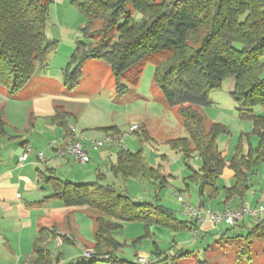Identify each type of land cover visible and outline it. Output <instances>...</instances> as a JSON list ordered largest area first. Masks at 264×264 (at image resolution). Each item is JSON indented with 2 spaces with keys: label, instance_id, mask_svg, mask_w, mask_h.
I'll return each instance as SVG.
<instances>
[{
  "label": "trees",
  "instance_id": "trees-1",
  "mask_svg": "<svg viewBox=\"0 0 264 264\" xmlns=\"http://www.w3.org/2000/svg\"><path fill=\"white\" fill-rule=\"evenodd\" d=\"M86 19L81 28L84 41H78L72 61L63 69L64 82L72 88L87 59L101 60L112 71L116 90L125 92L120 80H138L143 66L155 67V85L164 101L176 105L187 137H176L170 145L185 157L196 153L201 165L191 167L190 177L198 185L199 207L219 193L217 179L226 165L233 172V184L223 187L226 203L232 197L242 200L248 184L250 167L264 161V115L254 107L264 108V0H70ZM53 0H0V86L8 95L18 92L46 61L55 48L45 32L49 6ZM139 14L138 19L134 15ZM102 21L97 42L92 41L88 27ZM226 77L233 78L230 92L237 103V114L252 123V134L259 139L257 146L245 155L238 150L225 159L216 139L227 133L226 127L216 122L206 123L204 115L192 105L211 104L210 92L218 88ZM71 113L61 105L54 108L50 122L67 140H76L69 129ZM3 120L0 114V132ZM105 131L119 133L115 126ZM136 132V131H135ZM142 134L149 138L146 131ZM140 151L120 149L112 173L128 179L141 175L147 179L166 177L159 168L148 166ZM254 157V160L252 159ZM39 173L40 180L49 185V198L57 199L66 207H86L93 225V253L86 261L73 264H94L106 260L110 264H139L114 257L118 245L113 233L122 222H142L146 226L159 224L176 231H196L197 219L181 220L173 211L147 201L135 202L125 191L98 180L73 183L53 175ZM51 231L40 228L33 243L32 264H53L57 256L44 247ZM224 235H222V238ZM259 236L264 243V220L256 221L243 236L229 238L237 243L238 255L249 256L251 237ZM67 238L62 237V243ZM189 256L190 251L178 252L174 258ZM167 256V255H166ZM165 257V256H164ZM158 257L156 261H163ZM196 264H208L199 260Z\"/></svg>",
  "mask_w": 264,
  "mask_h": 264
},
{
  "label": "rangeland",
  "instance_id": "rangeland-1",
  "mask_svg": "<svg viewBox=\"0 0 264 264\" xmlns=\"http://www.w3.org/2000/svg\"><path fill=\"white\" fill-rule=\"evenodd\" d=\"M139 17V14L134 15L135 19ZM85 24L86 19L70 0H53L49 6L45 32L47 40L56 43L55 48L47 54L46 61L35 69L25 86L11 95L19 93L26 99H11L7 89L0 86V114L2 120H5V133L0 136V147L3 142L15 139V136L25 138L29 135L31 128L27 124L29 116L24 115L23 110L30 103H35L41 113L48 112L53 105L59 104L71 112L67 118L68 125L74 128V135L84 144L89 160L80 163L70 157L67 168L58 166L57 176L73 183H80L98 180L101 173L103 182L125 191L135 202L151 201L153 204H160L173 211L181 220L192 219L193 216L188 214L190 207L200 210L203 218H208L205 212L208 207L211 212L219 214L220 211H213L216 202L219 201L218 196L206 200L203 206H198V185L195 179L189 178L191 174L189 168L198 171L201 165L200 158L196 153L185 157L169 143L176 137H187V132L177 106L164 101L161 90L155 85L153 64L147 63L143 66L135 83L127 77L122 78L120 82L125 87V92L119 94L110 66L101 60L87 59L81 67L77 83L68 88L64 82L63 69L72 61L77 42L84 41L81 28ZM101 26L102 21L96 20L87 29L94 43L99 40ZM261 60L264 61V53ZM232 84H234L232 77H226L218 88L210 92L211 104L192 105L204 115L206 123L216 122L226 127L228 132L220 133L216 143L227 160L233 156L237 148L246 155L251 148L257 146L259 140L251 132V121L242 119L237 114V103L230 94ZM13 105H22L18 108L19 114L13 111ZM253 110L264 115L263 107L257 106ZM37 122L33 136L40 142L38 134L40 121ZM134 124L138 126L136 132H128L129 127ZM112 125L119 129L122 145L111 142L93 148L91 140H104L106 137L104 128ZM143 130L149 138L144 137ZM122 148L132 152L140 151L146 164L159 168L166 181L161 184L160 179L150 180L141 175L125 180L119 175L115 176L109 167L110 163L115 162L116 153ZM35 150L42 151L34 145L28 156L35 154ZM252 159L254 160V157ZM26 163L23 162L22 165ZM30 169L33 171L34 168ZM230 170L231 168L225 165L217 179L220 197L224 196L222 188L227 185L225 179ZM247 174L249 188L245 195L247 192L249 195L253 189L258 192L255 196L257 200L261 187H264V161H256ZM40 183L45 185L42 181ZM219 204L223 208L224 203ZM233 204L231 201L230 206ZM249 204L253 209V204ZM81 208L77 207L68 215L70 225L66 222L56 223V228L72 240L71 243L51 241L43 244L54 256H58L60 264L86 261L83 252L94 245L90 212ZM216 225L224 228L227 224L220 222ZM235 226L229 231H236ZM113 237L118 243L114 257L136 263H139V258H144L147 264H196L199 260H206L208 264H264V243L259 236L251 237L247 257H240L237 243L227 237L221 238L216 231L199 238L189 230L176 231L159 224L146 226L142 222H122L119 230L113 233ZM181 251H190V255H180L173 259L174 255ZM158 257L165 259L156 261ZM94 264L110 262L97 260Z\"/></svg>",
  "mask_w": 264,
  "mask_h": 264
},
{
  "label": "crops",
  "instance_id": "crops-1",
  "mask_svg": "<svg viewBox=\"0 0 264 264\" xmlns=\"http://www.w3.org/2000/svg\"><path fill=\"white\" fill-rule=\"evenodd\" d=\"M11 99L23 100L26 98L20 96L18 93L15 96H11ZM57 105L59 104L53 105L48 112L41 113L35 103H30L26 109L23 110L24 115L27 114L29 116L27 118V124L31 127L29 135L25 136V138H23L24 136H18L20 138H16L15 136V139L3 142L0 147V150H2V152L0 151V264H32L31 261L34 258L33 243L39 235L38 231L40 228L44 227L52 232L51 237L45 243L51 241L62 243V237L67 238L63 232L56 228V223L66 222L70 225L71 223L69 222L68 215L77 207H66L60 203L59 200L49 198L52 189L47 184H41L39 177L40 172L44 175L49 174V169L53 171V175H56L58 166H60V168H67V164L70 163L71 160L68 156L60 157L57 154V149L65 144L67 140V138H63L60 130L50 122V116L54 113V108ZM13 106V111L19 114L20 110H18V108L22 105ZM35 112L37 113L36 115L34 114ZM38 120L40 121L38 127V134L41 139L40 142L33 136L36 131L35 127ZM4 122L5 120H3V129L0 132V136L5 133ZM109 134H113V131H105V136ZM26 143L31 145V149L36 145V147L42 151L35 150V154L28 156L24 161L27 163L24 166L22 165V167L19 164V157L23 153ZM5 149L8 151L4 152ZM38 153H41V159H38ZM40 166L44 169L42 170ZM30 168H34L33 171ZM225 181L227 183L225 187H230L234 183L233 172L231 170L229 175L226 176ZM257 194L258 192L251 189L249 195L247 192L242 200L234 196L224 203V197H220L218 193L217 198L219 201L216 202L213 211L219 212L226 206L235 209L242 203H248L250 207L251 205L249 203H251L253 204V208L262 207V210L258 214V219L259 221L264 220V187H261L259 193L260 197L256 200L255 196ZM247 195L249 199H247ZM231 201L234 202L232 206H230ZM219 203H224L223 208ZM207 207L206 205V208ZM208 208L207 210H210ZM81 209L89 212L86 207H82ZM207 210L205 209V212ZM56 217L57 221H55ZM255 222L256 220L253 217L244 216L240 222L235 224L236 226L234 225L237 230L229 231L232 226L225 225L223 222L225 227L220 228V225L213 224L207 217H202L201 221H197V232L194 230L191 232H193L195 237L199 238L215 231L220 234L221 238L222 235H224L223 237L231 238L232 236H243L247 229ZM65 242L71 243L72 240L67 238L63 243ZM87 249H92V246ZM57 258H55L53 264H60Z\"/></svg>",
  "mask_w": 264,
  "mask_h": 264
},
{
  "label": "built area",
  "instance_id": "built-area-1",
  "mask_svg": "<svg viewBox=\"0 0 264 264\" xmlns=\"http://www.w3.org/2000/svg\"><path fill=\"white\" fill-rule=\"evenodd\" d=\"M136 129H138V126L136 124L131 125L128 129V132L130 133L135 132ZM70 130L74 132V128L71 127ZM121 138L122 135H120L119 133L117 134L113 133L106 135L104 140H98V141L91 140L90 144L92 145L93 148H98L103 144L111 143V142H117L119 145H122V143L120 142ZM83 145L84 144L78 138H76V140H66L65 144H63L61 147L57 149V154L60 157L68 156L79 161L80 163H86L88 162L89 157ZM30 150H31V145L29 143H26L24 146V151L19 157L20 165H22L23 162L27 159ZM37 157L38 159H41L42 158L41 153H38ZM261 210H262L261 206L251 209L248 203H242L240 206L236 207L235 209L226 206L223 210L220 211L219 214L213 213L210 210H207L206 213L208 215L209 220L215 225L220 222H224L229 226H234L243 219L244 215H248L250 217H253L256 221H259L258 214L260 213ZM199 211L200 210L194 208L192 209V207H190L188 209V214L195 217L197 221H201L202 217H201V212ZM92 253L93 250L87 249L83 252V256L88 257ZM138 262L139 264H147V261L144 258H139Z\"/></svg>",
  "mask_w": 264,
  "mask_h": 264
}]
</instances>
